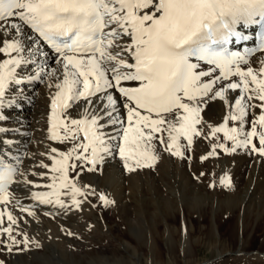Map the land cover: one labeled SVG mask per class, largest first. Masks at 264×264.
Masks as SVG:
<instances>
[{
	"label": "snow or ice",
	"instance_id": "snow-or-ice-1",
	"mask_svg": "<svg viewBox=\"0 0 264 264\" xmlns=\"http://www.w3.org/2000/svg\"><path fill=\"white\" fill-rule=\"evenodd\" d=\"M23 26L54 51L62 73L51 99L49 139L64 143L77 141L83 134V141L73 143L66 152L50 149L51 167L39 165L54 174L52 183L43 185L51 191L32 193L41 204L66 207L60 189H69L63 194L70 195L72 205L79 208L77 196L85 193L69 179V169L77 168L69 161H85L92 165L88 171L95 170L102 160L100 153L109 151L100 128L121 126L123 144L117 147L129 171L153 167L159 156L152 142L159 140L166 145L165 151L183 158L180 138L186 139L190 149L193 137L202 134L197 125L204 107L216 99L228 105L229 91L239 90L231 110L221 125L209 127L211 137L222 132L232 146L213 144L201 160L215 156L217 148L228 154L250 148L264 156V59L259 68L252 67L249 59L257 51L264 53V0H0V53L8 57L0 61V102L10 82L21 83L17 67L28 63L19 56L20 41L4 38L9 29L20 33ZM257 27L256 47L243 53L229 49V45L251 41L253 36L244 29ZM37 53L43 54L39 49ZM30 79H40V71ZM118 104L125 110L123 119ZM77 105L83 108L82 118L64 115ZM256 108L260 115L246 120ZM229 121L238 126L228 127ZM246 123L249 131H245ZM253 138H258L259 147ZM89 150L90 155H85ZM14 174L15 169L0 159V203L9 200L8 185ZM220 184L230 187V177L222 176ZM99 198L106 205L111 203L102 194ZM5 216L9 224L0 227V233L7 234L12 244L19 243L12 235L16 218L11 212H0V225ZM24 243H28L26 236Z\"/></svg>",
	"mask_w": 264,
	"mask_h": 264
},
{
	"label": "bare ground",
	"instance_id": "bare-ground-1",
	"mask_svg": "<svg viewBox=\"0 0 264 264\" xmlns=\"http://www.w3.org/2000/svg\"><path fill=\"white\" fill-rule=\"evenodd\" d=\"M4 38L20 41L19 56L28 63L17 67L16 78L21 83L10 82L0 102V109H5L0 117V159L16 170L8 187L9 200L0 203V212H11L16 218L12 235L19 242L11 244L16 254L0 247L3 260L10 264H264V156L250 148H237L230 154L217 148L215 156L201 160L213 144L225 143L231 148L232 141H225L222 132L211 137L209 126L223 123L239 90L227 93L228 105L219 99L208 102L197 125L202 134L193 137L190 149L186 139L180 138L183 158L171 155L165 151V144L154 140L159 160L153 167L129 171L117 147L123 144L121 126L100 128L109 151L100 153L102 160L95 170L89 172L92 165L85 161H69L77 165L74 171L69 169V179L85 193L77 196L79 212H69L71 196L63 194L69 189H60V199L66 205L63 208L32 198L33 192L51 191L43 185L52 183L54 174L39 167L42 162L51 167L50 149L66 152L73 143L83 141L82 133L77 141L49 139L51 99L57 77L62 75L60 65L55 62V53L27 26L20 33L9 29ZM7 58L0 53V61ZM261 59L264 53L257 52L250 59L251 66L259 68ZM37 71L40 79H30ZM53 72L56 76H51ZM117 108L123 119L125 110L119 104ZM6 114L11 116L9 122L2 121ZM64 115L80 119L83 108L77 105ZM259 115V108L252 109L246 120ZM233 126H238L237 122L229 121L228 127ZM249 130L246 123L245 131ZM163 135L167 142V132ZM253 143L259 147L258 138H253ZM129 163L134 166L133 161ZM40 173L46 175L41 177ZM225 175L231 179L230 187L220 184ZM37 184L42 187H35ZM101 194L111 203L104 204ZM8 224L5 216L0 227ZM195 233L203 237L197 238ZM0 239L1 243L12 242L4 233ZM202 246L208 248L211 257L200 259Z\"/></svg>",
	"mask_w": 264,
	"mask_h": 264
},
{
	"label": "rangeland",
	"instance_id": "rangeland-1",
	"mask_svg": "<svg viewBox=\"0 0 264 264\" xmlns=\"http://www.w3.org/2000/svg\"><path fill=\"white\" fill-rule=\"evenodd\" d=\"M32 82L33 81H31V83L30 84H32ZM26 105H29V103H27ZM32 106V105H31ZM27 108H26V110H27V112H30L31 111V108H30V106H26ZM4 108H2V109H0V117H3L2 116V114L4 113ZM2 119H4V120H2V121H4V122H9L10 121V119H11V116H10V114H6L5 115V117L4 118H2ZM42 157L44 156L43 154L41 155ZM99 164H100V162H98ZM90 172V171H89ZM69 206H70V211L69 212H79V210H80V208H78L77 209V207H75L74 205H72L71 204V202H70V204H69ZM72 206V207H71ZM74 209V210H73ZM195 235H196V237L197 238H199L197 235H199L200 237H203V235L202 234H198V233H195ZM259 238V237H258ZM3 243V242H2ZM1 243V239H0V247H2V248H4L3 250H4V252H6V253H8V254H16V253H18V252H16L15 250H11L10 252H9V250L7 249V248H9V245H11L12 244V242H7V244L6 243H3L2 244ZM7 247V248H6ZM12 247V246H11ZM23 252H27V250H24ZM20 253V252H19ZM199 254H200V259L201 260H203V259H207V258H209V257H211L212 256V254H211V252L208 250V248H206V247H204V246H202V247H199ZM203 257V258H202ZM0 264H10L8 261H5V260H3V258L0 256Z\"/></svg>",
	"mask_w": 264,
	"mask_h": 264
}]
</instances>
